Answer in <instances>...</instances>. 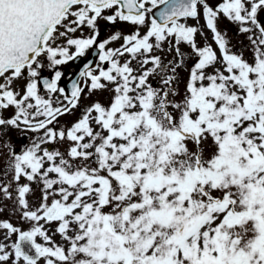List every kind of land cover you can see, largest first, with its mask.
I'll return each instance as SVG.
<instances>
[{"label": "snow or ice", "instance_id": "1", "mask_svg": "<svg viewBox=\"0 0 264 264\" xmlns=\"http://www.w3.org/2000/svg\"><path fill=\"white\" fill-rule=\"evenodd\" d=\"M260 13L264 0H0V137L33 134L19 150L3 144L0 198L27 230L0 220V264H264ZM221 15L250 58L229 47ZM201 16L216 49L197 46L204 33L187 24ZM100 19L132 30L97 42ZM182 44L195 62L180 90ZM94 46L85 87L73 81L66 94L57 66ZM85 91L108 103L62 124Z\"/></svg>", "mask_w": 264, "mask_h": 264}, {"label": "rangeland", "instance_id": "2", "mask_svg": "<svg viewBox=\"0 0 264 264\" xmlns=\"http://www.w3.org/2000/svg\"><path fill=\"white\" fill-rule=\"evenodd\" d=\"M202 22H205L204 19L202 20L200 19L199 22L193 19L187 20V24H189L190 26L198 27L204 33L203 36L200 35L199 33L196 34L195 41L197 43V46L211 44L213 48L216 49V45L213 41V34L211 33L210 30H208L205 26L202 25ZM235 27L236 28L231 32L221 29L220 27L218 28V30L221 31L222 34H225L226 39L230 41L229 47L232 48L233 51L244 52L246 58H250L251 57L250 46L247 51L244 48V45H248L249 42L244 34L239 33L238 26L236 24H235ZM97 28L98 30L103 29V33L99 34V36L97 37V41L102 40L105 34H106V37L109 38L111 35L117 32L128 33L132 30V26L127 23L117 21L116 23L112 24L103 19L98 20ZM84 31L86 33V36L91 35L90 29L85 28ZM120 42L121 41H113L110 44H108L107 47H110V48L118 47ZM186 48H187V54H188L187 55V60H188L187 69H189V67L195 62V61L194 62L192 61L194 53H192V50L190 49L188 45L186 46ZM70 51H72V49ZM162 56H164V54H162ZM163 62L167 63L166 60H163ZM45 71H48V70H45ZM185 77H186L185 75L184 76L182 75V81L186 79ZM182 81L176 82L177 87L180 90H182L184 87V84L182 83ZM86 83L87 82L85 81L83 87H85ZM40 95L46 97V92L41 87H40ZM55 95L59 97L60 94L57 93ZM108 99H109V94L107 92L96 91L94 93H88L87 91H85L80 100L81 109L74 111V113L71 115H67V116L65 115L64 118L62 117L61 123L63 124L64 122H69V123L74 122L80 116L81 110L83 109L85 105H89L96 101H99L103 104H107ZM56 102L57 101H54V103ZM23 132H26V131L22 129L11 128L7 131L6 135L0 137V141H2V144H0V177L3 176L4 171L7 169V163L9 159L8 149L6 147H3V144H10L13 147V145H15L13 142V136L20 139ZM26 133L29 134V137H27V140H26V145H27L30 143V138L33 136V134L31 132H26ZM18 144H19V141H18ZM188 146L189 148L194 147L192 144H189ZM23 182H26V181H22V183ZM31 187L33 189V192L27 197L30 204L33 203L36 199H38L41 194L40 188L37 186L35 182L31 184ZM0 220H9L13 225L22 226L25 230H27V225L23 224V222L19 220L18 214L13 211V205H12L11 200L0 198ZM56 239L59 240V236H57Z\"/></svg>", "mask_w": 264, "mask_h": 264}, {"label": "flooded vegetation", "instance_id": "3", "mask_svg": "<svg viewBox=\"0 0 264 264\" xmlns=\"http://www.w3.org/2000/svg\"><path fill=\"white\" fill-rule=\"evenodd\" d=\"M219 2H222V0H208V3L210 5H215ZM201 20L203 19V17L201 16L200 18ZM261 22H264V15L262 16ZM217 26L218 28L220 27L221 29H224V30H227L228 32L232 31L235 27L234 23H232L231 21H229L227 18H224L222 15L220 17H218L217 21ZM202 25L204 26L205 25V22H202ZM186 46L185 44H182L181 45V51L185 54V59H184V64L183 66L178 70V74L179 72L181 73V75L185 74V71H186V65L188 64V60H187V50H186ZM87 54V53H86ZM172 58V56L170 57ZM73 69V66H70V65H67V64H63V65H60L58 66L57 70L61 71L62 72V78L64 76H66L69 72H71ZM52 75V74H51ZM61 78V79H62ZM23 141H25V139H23Z\"/></svg>", "mask_w": 264, "mask_h": 264}, {"label": "water", "instance_id": "4", "mask_svg": "<svg viewBox=\"0 0 264 264\" xmlns=\"http://www.w3.org/2000/svg\"><path fill=\"white\" fill-rule=\"evenodd\" d=\"M91 60H93V58H87L86 60H84V62L82 63V61H80L79 63H78V67L80 66V67H82V68H84V65H85V62H91ZM92 64V63H91ZM77 74H76V77H75V81H76V79H77ZM71 78L70 79H73V77H74V74H73V76L71 75L70 76ZM69 79V80H70Z\"/></svg>", "mask_w": 264, "mask_h": 264}]
</instances>
